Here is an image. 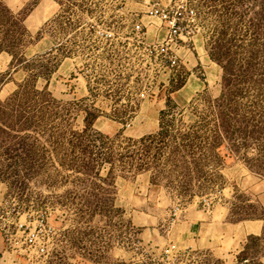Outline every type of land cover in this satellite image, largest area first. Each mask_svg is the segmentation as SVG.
Returning <instances> with one entry per match:
<instances>
[{"label": "rangeland", "instance_id": "rangeland-1", "mask_svg": "<svg viewBox=\"0 0 264 264\" xmlns=\"http://www.w3.org/2000/svg\"><path fill=\"white\" fill-rule=\"evenodd\" d=\"M55 1L30 38L21 21L40 0L19 13L0 0V103L17 93L37 126L1 127L0 234L46 219L53 249L7 250L0 264H264V231L246 229L264 223V0H193L196 44L146 102L128 92L122 57L79 48L86 19L123 30L139 5ZM40 41L54 51L35 56Z\"/></svg>", "mask_w": 264, "mask_h": 264}, {"label": "built area", "instance_id": "built-area-1", "mask_svg": "<svg viewBox=\"0 0 264 264\" xmlns=\"http://www.w3.org/2000/svg\"><path fill=\"white\" fill-rule=\"evenodd\" d=\"M122 1L127 5L135 1L139 5L133 12L135 19L127 22L123 30L118 18L112 24L101 22L97 17L86 19L79 29L85 32L79 48L86 44L90 52L93 49L91 53L87 51L88 58L95 53L114 61L122 57L131 75L128 92L139 101L156 100L177 83L184 65L180 51H191L196 44L201 23L199 7L193 0H112L118 14ZM154 22L160 23L158 29ZM137 78H141V83L136 87ZM47 225L46 219L35 224L21 220L16 225L17 236L8 237L9 250L30 260L51 255L53 249L47 237Z\"/></svg>", "mask_w": 264, "mask_h": 264}, {"label": "crops", "instance_id": "crops-1", "mask_svg": "<svg viewBox=\"0 0 264 264\" xmlns=\"http://www.w3.org/2000/svg\"><path fill=\"white\" fill-rule=\"evenodd\" d=\"M2 1L4 2V4L7 6V8L10 11H12L13 13H19L21 12V10H23V8L31 0H2ZM56 3L57 2L55 0H40V2L36 4L30 10V12L22 18L21 24L26 34L30 38H33L32 35L39 33L46 24L50 23L52 19L56 17V15L58 14L60 10V9L58 10ZM153 33L155 34L157 32L153 30ZM161 35H164V34H161ZM44 41H40L38 44H35L31 47L33 50L39 48V51L35 52V56L54 51L56 47L55 45L51 46L49 49H43L41 46L44 43ZM10 64H11V57L9 61L6 63L4 69L7 68ZM195 83H197V81L191 84L194 89H195ZM198 85L201 88L200 83H198ZM200 88L196 89L194 94L198 92ZM260 185H263V184H260ZM263 190L260 193L262 195V196L260 195V201L262 203V206L264 207V191ZM249 224H251L250 230H249V226H246L247 233L249 235L260 236L263 233L264 231L263 222L256 221V222H250ZM193 231L195 232V229H193ZM7 250H9L8 243L4 235L0 234V259L5 255Z\"/></svg>", "mask_w": 264, "mask_h": 264}, {"label": "trees", "instance_id": "trees-1", "mask_svg": "<svg viewBox=\"0 0 264 264\" xmlns=\"http://www.w3.org/2000/svg\"><path fill=\"white\" fill-rule=\"evenodd\" d=\"M16 98L17 100H15ZM20 100L21 99L18 97V94L16 93L14 97L9 99L5 104L0 103V130H1V127H5L6 129L12 132L20 133L19 131H16L15 129L8 126V125H13L14 127L15 123H18L16 125H19V126L24 125L26 131H29L30 129L32 131H35V129L37 128L35 118L34 117L30 118L33 112L30 113L28 111L29 109L27 110L23 107H20V103H21L19 102ZM32 109L34 110V108ZM14 118L16 119V121H13ZM21 119H25L22 124H20V121H19Z\"/></svg>", "mask_w": 264, "mask_h": 264}, {"label": "bare ground", "instance_id": "bare-ground-1", "mask_svg": "<svg viewBox=\"0 0 264 264\" xmlns=\"http://www.w3.org/2000/svg\"><path fill=\"white\" fill-rule=\"evenodd\" d=\"M200 88V87H199ZM189 92H195V89L192 87V85H190L187 89Z\"/></svg>", "mask_w": 264, "mask_h": 264}]
</instances>
